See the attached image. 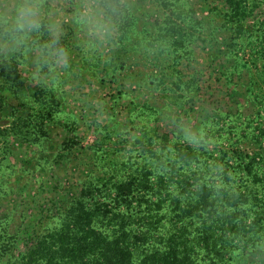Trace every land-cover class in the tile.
<instances>
[{
  "label": "rangeland",
  "instance_id": "1",
  "mask_svg": "<svg viewBox=\"0 0 264 264\" xmlns=\"http://www.w3.org/2000/svg\"><path fill=\"white\" fill-rule=\"evenodd\" d=\"M87 2L45 0L63 64L0 53V264L34 257L67 213L140 215L142 198L163 199L154 236L211 224L178 264H264V0H113L103 42Z\"/></svg>",
  "mask_w": 264,
  "mask_h": 264
},
{
  "label": "trees",
  "instance_id": "2",
  "mask_svg": "<svg viewBox=\"0 0 264 264\" xmlns=\"http://www.w3.org/2000/svg\"><path fill=\"white\" fill-rule=\"evenodd\" d=\"M226 1L235 8L241 2ZM145 187L150 188L149 185ZM141 200L145 205L144 212L140 215L126 213V216L115 212L108 214V211L100 209L89 213L84 210L80 221H77L67 213L69 219L73 217L71 222L64 220L49 230L34 250L35 256L21 264H178L180 258L187 261L191 259L187 251L192 248V243L206 245L215 241L211 224L207 220L202 222L200 234L191 240L193 242L188 238L189 232L183 224L177 230L173 223L171 226L174 228L168 227L165 235L154 236L152 230H157L165 217L156 211L163 199L147 201L142 198L139 202ZM122 201L127 202V205L131 204V199L122 198ZM174 201L171 205V218L180 220L192 215L188 202L187 207L181 208L180 202ZM139 205L143 203L140 202ZM209 212L213 219L216 208L211 207ZM96 221L100 222L99 227L94 224ZM134 221L141 227L140 230L131 227ZM217 221L221 220H215ZM160 245L164 247L161 250L158 248ZM181 245L185 253L182 256L179 254Z\"/></svg>",
  "mask_w": 264,
  "mask_h": 264
},
{
  "label": "clouds",
  "instance_id": "3",
  "mask_svg": "<svg viewBox=\"0 0 264 264\" xmlns=\"http://www.w3.org/2000/svg\"><path fill=\"white\" fill-rule=\"evenodd\" d=\"M82 9L90 36L103 42L115 23L117 5L113 0H88ZM61 33L59 12L45 0H0V53H19L25 59L31 54L38 72L45 66L55 68L67 59Z\"/></svg>",
  "mask_w": 264,
  "mask_h": 264
}]
</instances>
